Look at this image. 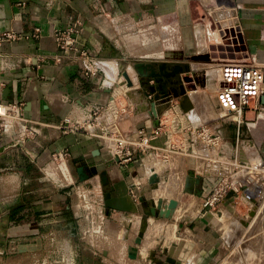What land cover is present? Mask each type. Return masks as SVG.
<instances>
[{
  "label": "crops",
  "instance_id": "0c3cea01",
  "mask_svg": "<svg viewBox=\"0 0 264 264\" xmlns=\"http://www.w3.org/2000/svg\"><path fill=\"white\" fill-rule=\"evenodd\" d=\"M232 18L244 27V61L264 64V0H0V34L21 37L0 43V96L9 87L8 98L21 105L23 117L0 122V264H115L125 251L118 242L88 244L89 216L100 212L113 239L119 232L131 240L143 233V243L133 246L142 264H212L235 251L254 259L248 264H264V212L239 214L246 226L238 231L237 248L234 223H226L234 221L227 199L222 218L201 207L203 191L221 174L240 170L256 186L264 176V106L254 103L241 124L229 118L217 99L220 65L210 87L211 103L222 114V120L213 118L223 140L220 152L199 141L195 125L210 118L201 121L202 102L188 90L194 108L178 126L166 122L146 153L121 164L105 147L110 134L134 144L150 135L170 108L155 95L188 89L181 81L168 86L166 76L151 84L154 78L141 76L135 63L195 64L206 47L211 52L219 46L217 26ZM75 22L81 25L78 46L95 55L99 68L91 77L83 74L80 52H62L55 40ZM124 71L132 87L124 83ZM111 103L114 108H107ZM99 108L97 124L89 127ZM80 166L99 173L82 180ZM105 170L106 186L100 175ZM113 184L128 190L136 211L107 207L105 193ZM113 195L120 197L117 190ZM172 200L177 206L170 217L146 214Z\"/></svg>",
  "mask_w": 264,
  "mask_h": 264
},
{
  "label": "built area",
  "instance_id": "2783aa9c",
  "mask_svg": "<svg viewBox=\"0 0 264 264\" xmlns=\"http://www.w3.org/2000/svg\"><path fill=\"white\" fill-rule=\"evenodd\" d=\"M80 26L79 22H75L66 29L57 32L55 34V40L62 52H80V58L84 63L83 74L86 77H91L99 72V68L96 64L95 55L90 50L78 46L77 37L81 31ZM217 31L219 34V46H223L225 49L230 50L235 54L246 52L244 27L238 19L232 18L230 21L220 22L217 26ZM20 38L21 37L15 32L8 31L0 34V43ZM155 81L157 80L154 78L150 83L155 84ZM124 83L126 84V80ZM169 93V90L168 92H164V94L155 93V100L157 102H169L170 108L167 115L173 117L170 124L176 127V125L178 126L181 124L184 112L179 98L175 97L174 94ZM263 94L264 64L252 60L226 62L222 65L221 81L217 92V99L221 108L229 118L236 121L238 124H241L245 118L246 112L253 107L252 102L255 103L256 108L262 107V105L264 106L260 101V97ZM107 108L113 109V103L108 104ZM103 109L99 108L94 111L93 117L95 120L90 122L89 127L97 124L96 117ZM124 111H126V109L122 110V112ZM119 115L120 114L116 112V116ZM22 118L21 105L4 100L0 96V122L5 119L14 120ZM166 122L167 118L161 121V127L155 129L150 135H142L136 144L131 143L121 136H115L113 134L108 135L105 138V147L110 153V158L115 159L118 163L127 164L134 159L138 152H141L142 154L146 153L152 148L151 139L157 137L163 132L162 127L168 125ZM0 129L3 130L2 123H0ZM195 131L198 133L199 137L207 140V143L210 146V132L208 128L202 126L201 130L195 128ZM32 132H30V134H32ZM212 142L214 145H217L218 140H212ZM263 178L264 176L261 177V179ZM249 183H251V180L247 181L245 178H241L236 171L221 174L220 177L210 182L209 187L203 191L201 196L203 213H211L215 214V216L220 213L222 214V204L226 200L228 193L233 191L234 195H240L242 194V189H244ZM262 184H264V181H262ZM88 196V194L83 195V197ZM86 204L89 205L88 200H86ZM91 207L92 206H87V210L89 211ZM89 217L91 218L90 220L93 226V229L89 234H95V236L98 234V237L107 235L105 228V215L100 212L96 214V217L91 215Z\"/></svg>",
  "mask_w": 264,
  "mask_h": 264
},
{
  "label": "rangeland",
  "instance_id": "374dc122",
  "mask_svg": "<svg viewBox=\"0 0 264 264\" xmlns=\"http://www.w3.org/2000/svg\"><path fill=\"white\" fill-rule=\"evenodd\" d=\"M212 12L213 17H219L216 11ZM215 20L217 21V19ZM211 50L212 51L210 52V46L206 47V50L204 51V53H202L203 57H200L198 62L195 64L190 61L176 62L180 64L183 69L179 73V75L176 76V78L174 79V84L178 86V82L181 81V83H183L188 88L187 90L189 91V93H191V95H196L197 97H199L200 101L202 102V109L200 110V113L202 114L201 116H203V118H201V121H207L208 118H210V121L204 122L203 124H197L195 126L196 129L199 128L200 130L202 126H206L209 129L207 123L210 124V146L208 145L207 140H204L201 137H199L200 139L197 137V139H199V141L201 140L204 144H206L210 148V151L215 150L216 152H220L223 140L221 135L219 134L218 129L215 126V123H213V118H218L219 120H222V114L219 110H216V108H214L213 104L211 103L210 87L217 83L215 81L217 76L211 75L215 74L214 68H216L217 65H220L222 67V64H225L226 62L244 61L245 53L235 54L232 51L225 49L223 46H214L211 48ZM141 61L143 62L146 60ZM133 68L136 69L135 65ZM172 92H170L169 94H171ZM189 93L187 92V94ZM252 106L254 107L253 102ZM184 114H187V112H184ZM166 118L167 122L170 123L173 117L167 115ZM216 139L218 140V143L217 145H214L212 140ZM234 145L235 150L236 144ZM237 171L239 172L240 170ZM211 174H214V172H210V175ZM242 175L243 174H241V176ZM259 180V183H261V185H254L251 180V183H249L246 187H244V189H242V194L234 195L233 200L226 201V203H228V209H230L232 214H234V217H232L234 221H225L227 224L229 223V227L231 225L230 223H234L233 225H231L233 231L235 232L234 234L231 233L235 235L232 245L237 246V248L242 245L240 243L238 231L240 230V228H242L241 224L246 226V221L240 220L241 217H239V214L249 212L250 215H253L258 211L264 212V184H262L264 178ZM221 216L222 214L220 213L218 215V218H222ZM222 223H224V221H220V224ZM137 238L138 237L131 240L129 236L122 235L120 234V232L118 233L117 240L113 239L108 234L102 237H98L93 234L88 237V244L93 245L94 243H96L100 246L110 247L111 245H114V242L116 241V243L118 242L117 246H119V248L124 247L123 250L125 251L119 253V261H116L115 264H130L132 260L138 261L136 264H142V256H140L139 254L137 256L135 255V257L131 256V250L134 244H139L136 242ZM141 243H143V241ZM245 260L246 259L244 258V256H242V254H240L238 251H235V253L231 254L226 252L225 254L219 255L218 257L214 258L212 264H245L249 261H253L254 259L248 258V260H246L247 262Z\"/></svg>",
  "mask_w": 264,
  "mask_h": 264
},
{
  "label": "water",
  "instance_id": "95a60500",
  "mask_svg": "<svg viewBox=\"0 0 264 264\" xmlns=\"http://www.w3.org/2000/svg\"><path fill=\"white\" fill-rule=\"evenodd\" d=\"M135 68L138 71V73L143 77L148 78H156V80H159V77H165L168 78V82L166 83L168 86L175 85V78L179 75V73L182 71V67L178 63H169L166 61L162 62H153V61H139L135 63ZM123 76L126 80V85L128 87H132L134 85V82L132 81L129 73L127 71L123 72ZM176 86V85H175ZM9 87L6 88V90L3 92V99L12 102L10 98H8L9 94ZM172 91H174L175 97H181V107L184 112H189L194 108V104L191 101L190 95L187 94V89L183 86L180 88L172 87ZM261 102L264 104V94L260 97ZM152 113L153 115L157 116L159 114V111L157 109L156 103H152ZM89 170V171H88ZM78 173L82 180L90 178L93 175H97L99 173L98 168L89 166H80L78 168ZM101 179L103 182V185L106 186L110 183V179L108 177V171L105 170L101 174ZM156 179V176H152L151 182H153ZM121 187L118 184H113L111 186L110 190H106L105 198H106V205L107 207L114 208V209H122V210H134L136 211V207L133 204L132 201H130V195L128 194V190H119ZM117 190L119 192V198L116 199L113 195V192ZM234 192L230 191L227 195V200H233ZM129 200V203H127ZM122 201L125 204H122ZM177 206V202L175 200H172L169 205L166 206L165 209L162 208V204H159L160 208L158 210H155L152 208L150 211H146V214H154V215H161L165 217H170L172 214L174 208ZM146 226V222L143 225V228ZM143 240V233L141 232L138 236L136 242L141 244ZM131 256L135 257L137 256V248L133 247L131 250ZM168 262L175 263V260L172 258H168Z\"/></svg>",
  "mask_w": 264,
  "mask_h": 264
}]
</instances>
